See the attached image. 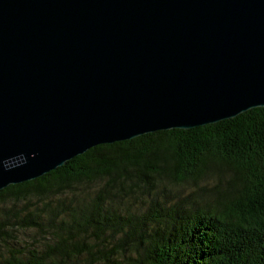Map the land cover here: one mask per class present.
Returning a JSON list of instances; mask_svg holds the SVG:
<instances>
[{
  "label": "water",
  "instance_id": "obj_1",
  "mask_svg": "<svg viewBox=\"0 0 264 264\" xmlns=\"http://www.w3.org/2000/svg\"><path fill=\"white\" fill-rule=\"evenodd\" d=\"M253 108L264 0H0V190Z\"/></svg>",
  "mask_w": 264,
  "mask_h": 264
},
{
  "label": "trees",
  "instance_id": "obj_2",
  "mask_svg": "<svg viewBox=\"0 0 264 264\" xmlns=\"http://www.w3.org/2000/svg\"><path fill=\"white\" fill-rule=\"evenodd\" d=\"M0 264H264V108L0 190Z\"/></svg>",
  "mask_w": 264,
  "mask_h": 264
}]
</instances>
